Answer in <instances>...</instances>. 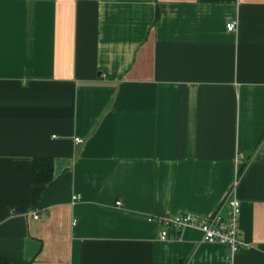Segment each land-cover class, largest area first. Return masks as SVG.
Segmentation results:
<instances>
[{
    "label": "crops",
    "instance_id": "crops-1",
    "mask_svg": "<svg viewBox=\"0 0 264 264\" xmlns=\"http://www.w3.org/2000/svg\"><path fill=\"white\" fill-rule=\"evenodd\" d=\"M236 182L248 248L160 241ZM0 259L264 264V0H0Z\"/></svg>",
    "mask_w": 264,
    "mask_h": 264
},
{
    "label": "built area",
    "instance_id": "built-area-1",
    "mask_svg": "<svg viewBox=\"0 0 264 264\" xmlns=\"http://www.w3.org/2000/svg\"><path fill=\"white\" fill-rule=\"evenodd\" d=\"M226 29L229 33L236 31V23H228ZM76 144H81L80 139L75 140ZM230 196L218 210L205 218H198L193 215L183 214L174 217H166L160 221L162 231L159 239L162 242L167 241L170 232H182L186 230L197 231L202 235L203 242L208 244H218L231 250L236 254L242 249L248 248V245L239 238V217L241 213L240 202L234 197L235 187ZM232 194V195H231ZM74 197L73 201H77ZM120 206L121 203H117ZM225 212V214H224ZM34 220L38 216H32Z\"/></svg>",
    "mask_w": 264,
    "mask_h": 264
},
{
    "label": "trees",
    "instance_id": "trees-1",
    "mask_svg": "<svg viewBox=\"0 0 264 264\" xmlns=\"http://www.w3.org/2000/svg\"><path fill=\"white\" fill-rule=\"evenodd\" d=\"M32 182L36 186L50 187L53 182V164L51 159H35L33 162ZM0 264H8L5 259H0Z\"/></svg>",
    "mask_w": 264,
    "mask_h": 264
}]
</instances>
